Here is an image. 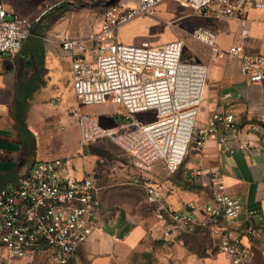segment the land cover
<instances>
[{"label": "built area", "instance_id": "1", "mask_svg": "<svg viewBox=\"0 0 264 264\" xmlns=\"http://www.w3.org/2000/svg\"><path fill=\"white\" fill-rule=\"evenodd\" d=\"M166 0H138L134 7L106 0L101 27L76 37L58 35L55 39L71 61L72 90L78 105H103L112 101L123 107L121 132L102 126L96 115L77 111L79 150L99 139H111L133 159L141 174L131 184L145 192L165 237L192 233L197 228L217 235L219 250L232 264H253V252L242 235L226 223L237 224L242 204L228 192L224 177L208 173L212 193L203 205L190 203L186 211H174L162 189L144 173H151L162 162L170 174L176 173L191 149L201 151L213 140L224 151L252 147L251 136L262 131L257 123L247 129L233 113L216 112L205 125H198V110L208 83L206 65L184 60L185 43L176 40L164 45H128L121 42L119 29L138 17L154 16ZM201 17L217 20H244L248 7L264 10V0H173ZM39 18L10 17L0 0V58L14 55L36 32ZM248 31L242 30L246 36ZM191 37L213 49L215 59L227 57L239 64L241 75L251 83L264 81V57L253 55L241 44L227 50L217 47V34L201 27ZM153 113L151 121L138 115ZM150 117V116H149ZM72 157L36 163L18 186L0 191V260L28 259L47 252L56 264H69L73 255L100 228L99 187L89 176L72 174ZM198 171L194 176L199 177ZM255 211L247 213L252 219ZM247 237L264 243V226L249 224Z\"/></svg>", "mask_w": 264, "mask_h": 264}, {"label": "crops", "instance_id": "2", "mask_svg": "<svg viewBox=\"0 0 264 264\" xmlns=\"http://www.w3.org/2000/svg\"><path fill=\"white\" fill-rule=\"evenodd\" d=\"M2 3L10 17L21 14L35 17L40 6H23L13 0ZM137 4L138 0L123 3L128 7ZM101 23L92 31L99 30ZM201 27L216 32L220 49L241 44L248 53L264 57V10L250 7L244 20H217L198 16L189 7L166 0L157 7L154 16L138 17L121 27L118 34L121 42L128 45L160 46L183 40L194 53L188 62L201 63L209 69L198 125H205L216 112H230L244 129L257 123L262 131L251 136L252 147L247 152L238 149L239 141L230 140L228 145L233 152H228L210 140L201 151L191 149L176 173L170 174L158 162L151 173L144 174L162 189L167 205L180 212L186 211L190 203L203 205L210 201L208 173L221 174L230 195L243 206L239 222L226 225L242 235L244 244L253 252V264H264V243L244 234L249 224L264 226V81L249 82L241 75L239 64L225 56L216 60L210 46L191 37ZM244 29L248 31L246 36L242 35ZM58 30L66 36H79L67 20ZM92 31L84 30L81 34ZM32 36V47L26 42L14 55L0 58V191L18 186L23 174L36 163L62 158L50 155L44 159L41 154L38 158L40 149L43 151L59 141L54 124H63L72 116L79 144L77 111L96 115L102 126L121 132L123 118L118 113L124 112L123 107L110 101L81 108L78 103L67 102L69 95L62 89L52 90L57 89L58 78L64 71L71 75V61L55 39L40 43L37 31ZM184 60L187 61L185 57ZM60 93V100L66 101L61 112L56 111ZM91 143L86 145L90 156L87 159V155L82 156L85 158L82 169L76 170L73 165L70 172L79 179L89 176L96 180L101 203L100 228L78 249L69 264H232L230 257L219 250L220 238L209 231L197 228L192 233L165 237L153 207L145 201L144 190L131 184V178L141 174L133 159L122 154L108 139ZM198 171L203 174L194 176ZM145 207L151 216L144 213ZM250 211L256 212L252 219L247 218ZM0 264L56 263L49 253L41 252L28 259H1Z\"/></svg>", "mask_w": 264, "mask_h": 264}, {"label": "rangeland", "instance_id": "3", "mask_svg": "<svg viewBox=\"0 0 264 264\" xmlns=\"http://www.w3.org/2000/svg\"><path fill=\"white\" fill-rule=\"evenodd\" d=\"M16 3L29 5V4H39V8L35 11L37 14L35 18H39V22L37 25L36 31L41 35L38 41L40 43H49L50 40L57 39L56 36L63 35L60 30H58L59 26L63 23V21L67 20L70 22V25H73L78 30V35L81 34L82 31L86 30L92 31L97 29L100 26L102 14L104 13L106 6V0H13ZM131 0H116L117 3H127ZM179 3V2H178ZM22 15V14H21ZM23 16H30V15H23ZM199 16V15H198ZM32 17V16H31ZM147 17V16H145ZM189 33L190 31H184ZM84 34V33H82ZM67 35V34H66ZM65 35V36H66ZM73 35V34H72ZM75 36V35H74ZM71 37V36H70ZM32 41H34L33 36L28 39V44L32 47ZM152 45V44H151ZM194 53L192 50L185 46L184 48V57L187 61H192ZM57 89H52L53 91H57L58 88L62 89L65 94H68L69 98L67 102L76 103L75 95L72 90V82H71V75L70 73L64 71L63 74L60 75L57 82ZM62 91V92H63ZM55 95V94H54ZM71 95V96H70ZM59 98V105L57 106L56 111L61 112L63 103L66 101L60 100ZM46 109L47 107L44 106ZM84 105L81 106V108ZM49 110V108H48ZM148 116L145 121H151L153 113H145L140 114L138 117L140 119L145 118ZM150 116V117H149ZM63 124L58 122L54 124V133L56 134V138L59 140L55 144L53 142L49 144L45 150H39L38 158L40 154L47 158V156H52L51 158L55 157H72L74 156L73 165L75 166L76 170L82 169L83 161L85 158L82 156L87 155L86 159L90 156L91 153L89 150V146L79 150L78 144V132L77 127L74 125V119L72 116L70 118L63 121ZM64 127V129L62 128ZM58 130V132H56ZM114 145H116L120 152L123 154L125 153L124 150L114 143L111 139H108ZM92 144V143H91ZM144 213L151 216V212L145 207Z\"/></svg>", "mask_w": 264, "mask_h": 264}, {"label": "water", "instance_id": "4", "mask_svg": "<svg viewBox=\"0 0 264 264\" xmlns=\"http://www.w3.org/2000/svg\"><path fill=\"white\" fill-rule=\"evenodd\" d=\"M22 69H23V65H22V63L20 64V74H21V72H22ZM29 170L30 169H28L24 174H23V176L25 175V174H27L28 172H29ZM22 176V177H23Z\"/></svg>", "mask_w": 264, "mask_h": 264}]
</instances>
